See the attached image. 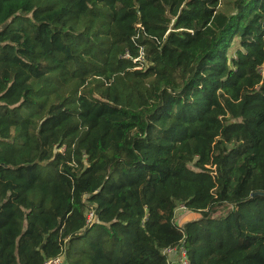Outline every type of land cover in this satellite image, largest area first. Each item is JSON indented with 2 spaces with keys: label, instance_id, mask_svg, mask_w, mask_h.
Segmentation results:
<instances>
[{
  "label": "trees",
  "instance_id": "16d2710c",
  "mask_svg": "<svg viewBox=\"0 0 264 264\" xmlns=\"http://www.w3.org/2000/svg\"><path fill=\"white\" fill-rule=\"evenodd\" d=\"M262 70L264 0H0V264H264Z\"/></svg>",
  "mask_w": 264,
  "mask_h": 264
},
{
  "label": "built area",
  "instance_id": "2783aa9c",
  "mask_svg": "<svg viewBox=\"0 0 264 264\" xmlns=\"http://www.w3.org/2000/svg\"><path fill=\"white\" fill-rule=\"evenodd\" d=\"M142 55H143V51H141V58H142ZM186 210L188 209L185 206L180 205L176 209V213L177 211H186ZM176 213H175V216H176ZM92 217H93V213H89L88 221H90ZM163 253L166 255L167 260L170 264H191L188 254H187V250L185 248V243H182L174 248L164 249ZM44 264H66V262L64 259V255H60L56 258L46 261Z\"/></svg>",
  "mask_w": 264,
  "mask_h": 264
},
{
  "label": "rangeland",
  "instance_id": "374dc122",
  "mask_svg": "<svg viewBox=\"0 0 264 264\" xmlns=\"http://www.w3.org/2000/svg\"><path fill=\"white\" fill-rule=\"evenodd\" d=\"M261 73L264 74V71L262 70ZM198 219H200V215L190 210L177 211L176 216H175V220L177 224L181 226H183L184 224L188 222L195 221ZM90 220H92V218Z\"/></svg>",
  "mask_w": 264,
  "mask_h": 264
},
{
  "label": "water",
  "instance_id": "95a60500",
  "mask_svg": "<svg viewBox=\"0 0 264 264\" xmlns=\"http://www.w3.org/2000/svg\"><path fill=\"white\" fill-rule=\"evenodd\" d=\"M263 195H264V192H262V191H257V192L252 193V197L263 196Z\"/></svg>",
  "mask_w": 264,
  "mask_h": 264
},
{
  "label": "crops",
  "instance_id": "0c3cea01",
  "mask_svg": "<svg viewBox=\"0 0 264 264\" xmlns=\"http://www.w3.org/2000/svg\"><path fill=\"white\" fill-rule=\"evenodd\" d=\"M181 226V225H180Z\"/></svg>",
  "mask_w": 264,
  "mask_h": 264
}]
</instances>
